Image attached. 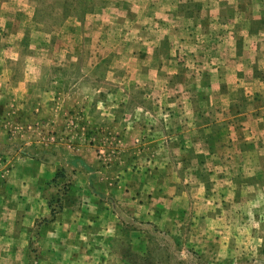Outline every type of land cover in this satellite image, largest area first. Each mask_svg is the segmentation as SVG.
Masks as SVG:
<instances>
[{
	"label": "rangeland",
	"instance_id": "rangeland-1",
	"mask_svg": "<svg viewBox=\"0 0 264 264\" xmlns=\"http://www.w3.org/2000/svg\"><path fill=\"white\" fill-rule=\"evenodd\" d=\"M264 0H0V264H264Z\"/></svg>",
	"mask_w": 264,
	"mask_h": 264
},
{
	"label": "crops",
	"instance_id": "crops-1",
	"mask_svg": "<svg viewBox=\"0 0 264 264\" xmlns=\"http://www.w3.org/2000/svg\"><path fill=\"white\" fill-rule=\"evenodd\" d=\"M259 36H261L262 39H264V33L261 32V34H258Z\"/></svg>",
	"mask_w": 264,
	"mask_h": 264
}]
</instances>
